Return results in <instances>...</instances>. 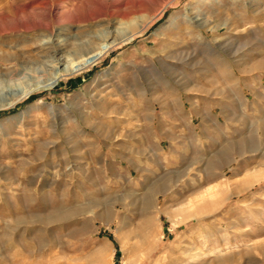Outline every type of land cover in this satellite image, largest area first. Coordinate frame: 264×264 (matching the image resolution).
<instances>
[{"label":"rangeland","instance_id":"374dc122","mask_svg":"<svg viewBox=\"0 0 264 264\" xmlns=\"http://www.w3.org/2000/svg\"><path fill=\"white\" fill-rule=\"evenodd\" d=\"M0 61V264H264V0H0Z\"/></svg>","mask_w":264,"mask_h":264},{"label":"bare ground","instance_id":"6f19581e","mask_svg":"<svg viewBox=\"0 0 264 264\" xmlns=\"http://www.w3.org/2000/svg\"><path fill=\"white\" fill-rule=\"evenodd\" d=\"M126 36V35H125ZM133 38V37H132ZM132 38H128V37H124V38H122L121 39V43H123V42H125V41H130V40H132ZM62 44L60 43V42H58L57 44L56 43H50L49 45H47L46 47H44V48H46V49H48V50H51L52 51V53H53V55H51V57H49L51 60H49L50 62L51 61H54L55 62V64L57 65L56 66V68L60 71L61 69V67H63V70H61L60 72H63V73H66V72H76V71H80L83 67H84V65H85V63H81L80 61H77L76 62V64L74 65V66H71V61H72V59H69V57L68 58H58L57 57V54H58V52H60L61 50H62ZM89 45H84V46H80V47H77V48H75V49H73V51L71 52V55H72V57H73V59L76 61V58L77 57H79L80 55H82V54H87V52H88V49H89V47H88ZM7 55V54H6ZM13 55V54H12ZM95 56V57H94ZM92 58H99L100 57V55L99 54H97V55H94ZM14 57V56H13ZM9 58H10V56H9ZM12 58V57H11ZM20 58V57H19ZM19 58L17 57H15V59H13L12 60V63H13V67L9 70V68L8 69H6V70H9V71H7V73H6V71H5V73H4V75L3 76H5L6 78H8V79H13L14 78V76L16 77H18L19 75H20V72L21 71H23L24 69H25V66H22L21 65V63H19L20 61H19ZM44 58V57H43ZM4 59V58H3ZM4 61V60H3ZM2 61V62H3ZM35 61H38V60H35ZM35 61H33V63L35 62ZM1 62V61H0ZM5 62V61H4ZM8 62V61H7ZM32 62V61H31ZM46 62V61H45ZM8 63H10V60H9V62ZM7 63V64H8ZM92 63H94V62H92ZM1 64V63H0ZM47 64V63H46ZM45 64V65H46ZM6 65V64H5ZM4 65V66H5ZM48 65V64H47ZM4 66H2V67H4ZM50 66V65H49ZM7 67V66H6ZM9 67V66H8ZM51 68V67H50ZM55 68V67H54ZM30 69V68H29ZM34 70V69H33ZM25 74V73H24ZM60 77V76H59ZM58 78V77H57ZM57 78H54L53 80H55L56 81V79ZM54 83V82H53ZM50 87H52V84L51 85H49ZM49 86H47L46 88H48ZM14 92V89L13 88H11V89H9V93L10 94H12ZM13 95V94H12ZM257 172V171H256ZM212 189V188H211ZM205 195H207V196H214L215 195V191L214 190H207V192H206V194Z\"/></svg>","mask_w":264,"mask_h":264}]
</instances>
